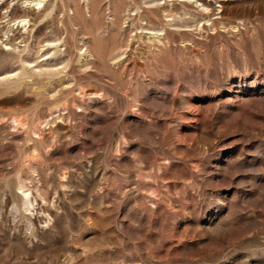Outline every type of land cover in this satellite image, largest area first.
<instances>
[{"label":"rangeland","instance_id":"rangeland-1","mask_svg":"<svg viewBox=\"0 0 264 264\" xmlns=\"http://www.w3.org/2000/svg\"><path fill=\"white\" fill-rule=\"evenodd\" d=\"M24 1L0 264H264V0Z\"/></svg>","mask_w":264,"mask_h":264},{"label":"bare ground","instance_id":"bare-ground-1","mask_svg":"<svg viewBox=\"0 0 264 264\" xmlns=\"http://www.w3.org/2000/svg\"><path fill=\"white\" fill-rule=\"evenodd\" d=\"M41 3V1L40 0H34V1H28V0H25L24 2H23V4L25 5V6H31V7H33L34 9H39V8H41L40 7V4ZM17 26H21L22 28H26V25L27 24H25V20H22V21H20V22H18L17 24H16ZM20 27V28H21Z\"/></svg>","mask_w":264,"mask_h":264}]
</instances>
